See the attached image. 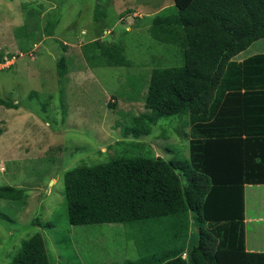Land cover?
Wrapping results in <instances>:
<instances>
[{
    "label": "rangeland",
    "instance_id": "rangeland-1",
    "mask_svg": "<svg viewBox=\"0 0 264 264\" xmlns=\"http://www.w3.org/2000/svg\"><path fill=\"white\" fill-rule=\"evenodd\" d=\"M173 3L0 0V57H8L0 66V98L19 107L0 106V187L27 191L21 201L0 198V264H12L36 233L45 240L51 264L137 261L141 241L149 254V220L70 225L64 175L120 157L189 156L190 144L183 138L187 115L154 125L143 117L150 115L144 101L151 70L183 65L180 47L160 43L150 33L154 18ZM45 19L56 23L53 38H46ZM92 38L124 48L131 66L92 58L87 48ZM254 45L264 47V39ZM190 224L196 234L193 217Z\"/></svg>",
    "mask_w": 264,
    "mask_h": 264
},
{
    "label": "trees",
    "instance_id": "trees-1",
    "mask_svg": "<svg viewBox=\"0 0 264 264\" xmlns=\"http://www.w3.org/2000/svg\"><path fill=\"white\" fill-rule=\"evenodd\" d=\"M53 27L49 22L45 32ZM150 33L180 47L183 65L153 69L144 101L150 115L143 117L154 125L187 115L183 136L190 157H120L67 171L69 223L149 220V254L141 241V257L124 264H264V253L246 251L244 222L246 185H264V55L233 61L264 39V0H174L154 18ZM87 48L103 64L131 66L119 45L95 40ZM7 60L0 57V64ZM0 106L19 108L3 98ZM26 197L24 188L0 187L1 199ZM191 215L197 236L187 246ZM12 264H51L40 233L24 243Z\"/></svg>",
    "mask_w": 264,
    "mask_h": 264
},
{
    "label": "crops",
    "instance_id": "crops-1",
    "mask_svg": "<svg viewBox=\"0 0 264 264\" xmlns=\"http://www.w3.org/2000/svg\"><path fill=\"white\" fill-rule=\"evenodd\" d=\"M46 21L48 25L49 21L47 19H45L44 24H46ZM53 24H54V27H53V31H54L56 28V23H53ZM128 29L130 28L128 27L127 30ZM53 37L55 36H53V33L51 32L46 34V38H53ZM95 40L96 38H92L89 44ZM255 43H253L247 50H245L244 52L234 57L233 61L237 63H243L244 61H246L247 59L251 57H254L257 55H264V47L262 48L259 47V48L254 49ZM64 45L70 46V44L67 42H64ZM67 55L68 53H65V56ZM63 69L65 70L64 66H63ZM152 71L153 70H151V73ZM183 138L185 139V136H183ZM186 142L188 143V146H189L190 144L189 141H186ZM188 157H190V150H189V156H186V158ZM255 188H264V185H260V186L246 185L245 187V220L244 222H245L246 251L251 252V253H264V192L262 190H256ZM251 191L255 196L250 197ZM190 217L192 218L193 216L191 215ZM189 237L190 238L186 240L187 246L192 245L191 240H194L193 238L195 237L194 229L193 227H191V224H190ZM186 255L187 254L185 252L183 254V258H186Z\"/></svg>",
    "mask_w": 264,
    "mask_h": 264
},
{
    "label": "built area",
    "instance_id": "built-area-1",
    "mask_svg": "<svg viewBox=\"0 0 264 264\" xmlns=\"http://www.w3.org/2000/svg\"><path fill=\"white\" fill-rule=\"evenodd\" d=\"M7 62H8V60L5 63L0 64V66H4Z\"/></svg>",
    "mask_w": 264,
    "mask_h": 264
}]
</instances>
